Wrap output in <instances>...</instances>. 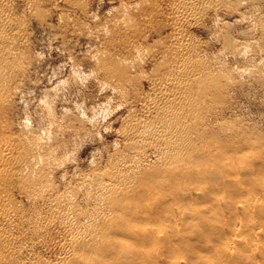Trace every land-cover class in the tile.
I'll use <instances>...</instances> for the list:
<instances>
[{"label": "rangeland", "instance_id": "obj_1", "mask_svg": "<svg viewBox=\"0 0 264 264\" xmlns=\"http://www.w3.org/2000/svg\"><path fill=\"white\" fill-rule=\"evenodd\" d=\"M181 1L0 0V146L11 145L0 164V212L10 205L18 219L0 218L16 241L10 264L74 263L67 255L77 233L63 227L65 210L51 206L71 194L82 218L93 206L86 194H95L94 179L130 186L115 195L114 225L102 227L111 229L102 243L124 253L120 264L222 257V264H264V245L256 252L244 245L264 242V0H191L183 15ZM191 59L215 81L191 87L206 96L194 119V147L205 153L168 160L192 168L170 175L159 165L168 156L163 139L131 145L138 132L164 124L166 108L180 107L189 77L181 68ZM38 137L48 165L30 181L17 166ZM223 160L230 165L222 168ZM126 172L132 177L123 179ZM240 225L246 231L234 235ZM251 227L260 228L257 236ZM225 237L237 244L224 246Z\"/></svg>", "mask_w": 264, "mask_h": 264}, {"label": "bare ground", "instance_id": "obj_2", "mask_svg": "<svg viewBox=\"0 0 264 264\" xmlns=\"http://www.w3.org/2000/svg\"><path fill=\"white\" fill-rule=\"evenodd\" d=\"M192 8H193V2L191 0H182L179 5V11L181 12L182 15L190 12ZM197 61L198 60H194V59L187 60L181 68L182 74L187 75L189 77H186L184 85L181 86L180 88L184 92L183 101H181L180 107L177 108L176 106H174L173 110H168L166 108L164 113H166L168 116L164 115V120H165L164 124H162L160 128L158 129L143 130L141 132H138L137 137L140 139L139 142L137 144L133 143L131 145L133 148L137 149L148 138L163 139L162 142L164 144L167 143L166 144L167 147H163V149L161 150V154H166L168 156L165 158L163 157L159 158L160 160L159 165L163 166V171L168 172L170 175L177 174L182 168H186L189 170H192V168L183 167V166L173 167V164L168 162V160H171L173 162L174 160L185 159L192 155H196L197 153H198L197 155H201L205 153L202 151L197 152L194 147V144L198 142V139L195 137L197 125L194 122V119L198 117L199 110H200L199 109L200 104L204 103V101H199V99L202 98L205 100L206 96L201 91L193 94V92L191 91V87L193 85H197V86L202 85L205 88H210L213 86L212 83L215 81L211 80V77H210V81H207L208 79L203 77L207 75L204 69L207 71L208 67L204 66L203 64L204 62L199 63L198 61L197 63ZM202 64H203V70L200 69V66ZM41 142L42 141H40L39 137L34 139L32 142H30V151H28L29 153H27L28 161L24 164L17 166L18 171H21L19 172V175H21L22 177L29 178L30 181L41 179V177H43L41 170L45 169L46 166L48 165V161L46 160V158L44 159V156H42V149H43L42 143L43 142L42 143ZM10 146L11 145L8 142H5L2 146H0V164L1 165H5L7 161L9 160L10 153H11ZM227 161L223 160L221 162L222 168L227 167L228 164L230 165V163H228L229 161L228 162ZM138 163L139 161H137V164ZM126 168H127V165H126ZM36 173L38 175H34ZM130 176H131L130 172H126V174L123 175V179H129ZM92 184L95 188V191H94L95 194L89 191L87 192L88 194H86L87 195L86 198L89 201V205L91 204L93 205L92 208H89L88 212H90V210H94L96 211L95 213L93 212V214L89 215V213L87 212L81 218L80 216L81 212L77 209L75 201L71 199L73 198V196L70 194L71 196L70 197L66 193L63 195H60L51 206L53 211L59 208H62L65 210V213L63 214V227H65L69 232L77 233V235H73L71 238H69L70 243H72V246H71V252L70 251L68 252L69 254L67 255V259L70 260V262L73 260L72 263L78 262L81 259L82 261L80 262H82L83 264H106L105 261L107 260V258L112 257L117 260L118 264H120V257H122V254L124 253L121 252L120 248L115 247L113 244H110L107 242L102 243L101 240L106 239V237H108L111 234L110 233L111 229L110 231L107 232V231H103L102 227L106 225H111V226L114 225L113 217L110 216L109 211H112V208L116 205L115 195L117 193L118 194H123V193L129 194L130 186L126 187L127 186L126 184H110V183H100V182L95 183V179L93 180ZM85 188H87V186ZM156 188H159V186L156 185ZM157 191L160 192V190H157ZM131 194H134V193H131ZM225 194H227L228 196V193H225ZM225 194H223V196ZM246 195L247 197H249L248 198L249 201H257L261 199V196L256 195V194L247 193ZM1 201H3L2 197L0 198V202ZM158 201H159V196L151 198V199L149 198L147 202L142 205V207L143 209H145V211L152 210L158 204ZM4 211H5L4 213L3 211L0 212L1 220H3L4 221L3 223L5 224L13 225L14 224L13 222L15 221L14 219H16L17 217L16 211H14L13 209H10V205L7 206V208ZM71 211L74 212L73 217L70 213ZM77 211L80 215L77 213ZM198 211L199 210H197V212ZM244 211L247 214L253 213V216L256 213L255 211L253 212L249 208H244ZM259 230L260 228H255V227L249 228V231L254 233L255 236L258 235ZM245 231L246 229L243 228V225H240L238 228L233 229L234 235H239L240 232H245ZM10 232H8V234H11V236L7 234V231L4 232L0 228V241L3 242V244L6 246V249H5V246H2L3 249L5 250H0V264H3L5 257H6V260H8L10 258L9 256L11 255V253H13L12 249L14 248L15 245L12 246V244L13 242L16 243V241H13V239L11 238L12 233ZM143 237L140 234L136 238L141 239ZM159 238H160V235H156L153 238L155 239L154 242L158 243ZM244 243H245L244 244L245 247L248 250H251L252 252H256L259 248H261L264 245V242H260L259 240L257 241V239L245 241ZM235 244H237V239L234 237H230V238L225 237L223 239L224 246L232 247ZM124 252L126 253L129 252L128 254H130V251L124 250ZM221 255L222 254H218V259L221 258V257L219 258V256ZM231 255H234V254H231ZM222 258L220 259V261L217 260L216 258L214 259L215 261L212 260L210 261L211 263L209 262V264H222L221 262ZM9 260H8V263H9ZM121 264H126V262H123V263L121 262ZM172 264H187V261L185 263L182 259L175 258L172 261Z\"/></svg>", "mask_w": 264, "mask_h": 264}]
</instances>
